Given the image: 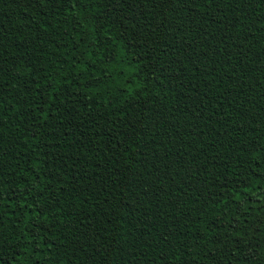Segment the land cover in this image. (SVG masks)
I'll list each match as a JSON object with an SVG mask.
<instances>
[{
  "label": "trees",
  "instance_id": "1",
  "mask_svg": "<svg viewBox=\"0 0 264 264\" xmlns=\"http://www.w3.org/2000/svg\"><path fill=\"white\" fill-rule=\"evenodd\" d=\"M0 264H264V0H0Z\"/></svg>",
  "mask_w": 264,
  "mask_h": 264
}]
</instances>
